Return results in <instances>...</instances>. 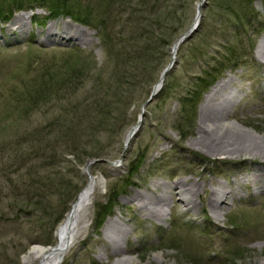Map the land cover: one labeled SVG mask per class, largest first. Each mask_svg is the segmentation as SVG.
<instances>
[{
    "label": "rangeland",
    "instance_id": "1",
    "mask_svg": "<svg viewBox=\"0 0 264 264\" xmlns=\"http://www.w3.org/2000/svg\"><path fill=\"white\" fill-rule=\"evenodd\" d=\"M75 2L91 10L92 25L104 21L106 41L76 22L89 33L71 39L74 27L63 23L73 20H48L42 9L29 28L12 24L19 11L0 22V264H34L32 246L56 244L87 172L95 193L60 264H122L123 255L135 264H264V154H221L206 128L225 119L264 142V0ZM223 60L227 69L217 74ZM206 71L215 79L194 107L190 92ZM225 78L239 89L235 104L203 109ZM221 187L225 202L212 207ZM107 223L125 232L116 247Z\"/></svg>",
    "mask_w": 264,
    "mask_h": 264
},
{
    "label": "bare ground",
    "instance_id": "2",
    "mask_svg": "<svg viewBox=\"0 0 264 264\" xmlns=\"http://www.w3.org/2000/svg\"><path fill=\"white\" fill-rule=\"evenodd\" d=\"M200 8V4H198ZM198 9V8H197ZM42 14L41 11H29V12H20L14 18L13 25L16 24H26V27L29 28L31 19L33 15ZM197 20L194 22L196 23ZM64 28L68 30V26L72 24L74 27L73 32L69 35L71 39L77 40L78 37H81L82 33H89V31L79 25L71 22L66 19L64 21ZM52 24H49L46 28V33L48 36L52 35ZM78 34V35H77ZM83 38V37H81ZM263 47L260 48V53L262 57H264V37L260 40ZM173 50H177L175 45L172 47ZM232 81L228 78L222 79L221 81L214 84L209 92L204 96L202 107L203 109H210L217 111L219 109H224L235 104L236 95L239 96V89L236 86L231 85ZM159 87V83L157 84V89ZM227 90V91H226ZM137 125H135L126 137V142L129 141L130 133L136 130ZM206 128L213 133L214 139L216 140V144H218L217 149L221 151V154H230L233 155L239 152L245 153H262L264 154V142L263 136L258 133L243 128L236 122L226 121L225 119L214 120V123L206 124ZM237 136V137H235ZM243 137V138H242ZM87 166V165H86ZM85 172L86 168H85ZM259 171L252 173V179H256L260 176ZM88 180L83 189L78 193L75 201L72 203L70 210L66 213L63 221L58 225L55 236H56V244L51 247H42L39 245H34L28 252V259H34V264H60L68 252L70 248L74 245L76 240L78 239L81 231L79 228V223L82 218L86 215V210L89 207L92 197L95 193L96 188V178L92 176L89 172H87ZM250 180V179H248ZM222 188V187H221ZM216 188L212 191V199L210 200V205L212 207L217 208L218 205L224 204L225 197L229 193V191L225 188ZM174 189L177 190V195L182 196L183 191L185 189H179L177 185L174 186ZM186 190L185 193L187 194ZM185 195V194H184ZM165 201L163 198L159 199V202ZM183 202L190 203L188 199H183ZM145 206L149 204L148 200L144 202ZM143 205V207H145ZM161 212L158 213V218L160 220L164 219L165 211L167 210L166 202L161 203ZM214 218L218 219L220 217V212H213ZM150 215H153L152 211H149ZM111 225V224H110ZM109 223H107L104 228L105 235L107 236L108 241L110 242L112 247H116L120 245L122 242V235L124 231H114L109 230ZM125 233V232H124ZM155 258L159 261L160 256H155ZM118 261L122 264H135V258L129 255H123L118 258Z\"/></svg>",
    "mask_w": 264,
    "mask_h": 264
},
{
    "label": "trees",
    "instance_id": "3",
    "mask_svg": "<svg viewBox=\"0 0 264 264\" xmlns=\"http://www.w3.org/2000/svg\"><path fill=\"white\" fill-rule=\"evenodd\" d=\"M35 9H42L46 10L49 14L46 17L48 18H57V17H69L71 18L74 22L79 23L81 25H92L91 22L96 21L94 16L91 15V10L87 7L81 8L78 6V4L75 2V0H0V22H3L4 20H8L9 17H11L12 13L14 11H27V10H35ZM126 24H129L131 22L130 19H127ZM104 21L102 24H94V29L98 31L100 38L103 41H106V37L104 36L103 33V26H104ZM225 60H223L220 63V68L217 71V74L220 73L221 71L227 69V66L224 68L223 63ZM115 65V64H114ZM214 73H211L206 71L204 74L200 77L197 78V83H199V86H196V89L193 92H190V101L192 103V106L196 107L197 104L200 101L201 96L204 94V92L209 88L211 85L212 81L214 80ZM186 100H182V104L186 105L185 103ZM193 107V108H194ZM42 150V149H41ZM45 153L44 151H42ZM39 153V156L44 157L41 152H37L36 154ZM76 193H74L69 200H72L74 198ZM113 203L110 202V206H104L102 209L99 211V214L104 217L105 215H108L112 209L114 208V200L112 199ZM19 210V209H18ZM21 212V209L20 211ZM57 225V223H55ZM56 225H54L56 227ZM53 226V227H54ZM55 229V228H54ZM50 243H47L46 245H49Z\"/></svg>",
    "mask_w": 264,
    "mask_h": 264
},
{
    "label": "water",
    "instance_id": "4",
    "mask_svg": "<svg viewBox=\"0 0 264 264\" xmlns=\"http://www.w3.org/2000/svg\"><path fill=\"white\" fill-rule=\"evenodd\" d=\"M197 18H199V14L197 13ZM192 30L188 31L187 33H185L184 35H182L179 39H177V41L175 42V47L177 48L178 45L191 33ZM175 52V50H174ZM167 70H164L161 74V78H160V83H162L163 78L165 76ZM155 92H152V96L154 95ZM150 100V99H149ZM140 122V121H139ZM130 139V138H129ZM127 144V143H126ZM92 162H88L87 165H91Z\"/></svg>",
    "mask_w": 264,
    "mask_h": 264
}]
</instances>
